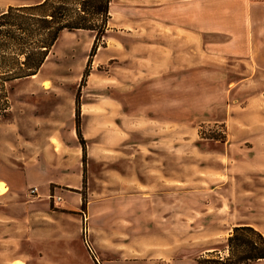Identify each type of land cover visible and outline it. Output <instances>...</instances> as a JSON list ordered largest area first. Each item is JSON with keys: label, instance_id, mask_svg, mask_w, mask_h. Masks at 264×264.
Segmentation results:
<instances>
[{"label": "rangeland", "instance_id": "374dc122", "mask_svg": "<svg viewBox=\"0 0 264 264\" xmlns=\"http://www.w3.org/2000/svg\"><path fill=\"white\" fill-rule=\"evenodd\" d=\"M35 1L0 0V14ZM247 1L237 0L238 10ZM184 8L180 0H113L115 26L94 56L92 33L63 32L35 78L7 85L0 264H199L214 251L225 256L227 238L252 211L264 235V209L241 206L253 180L246 193L244 179L236 187L231 177L253 156H228L230 140L264 139V75L241 89L206 88L197 102L188 81L151 78L142 58L148 12ZM124 20L130 30L116 28ZM242 55L228 71L233 83L252 72ZM153 139H172L171 162Z\"/></svg>", "mask_w": 264, "mask_h": 264}, {"label": "crops", "instance_id": "0c3cea01", "mask_svg": "<svg viewBox=\"0 0 264 264\" xmlns=\"http://www.w3.org/2000/svg\"><path fill=\"white\" fill-rule=\"evenodd\" d=\"M42 1L44 0H37L34 4ZM180 1L186 8L183 11L180 9L181 12L176 15L168 10L153 15L148 12L149 16L144 24L146 27L143 29L148 32V49L142 54V58L148 59L147 71L151 78L154 76L163 77L164 80H186L191 85L188 87L190 88L188 94L199 96L197 100L199 102L203 99L201 96L206 94V88L215 90V87L223 82L226 83L224 87L227 91L232 85L241 89L261 77L260 75H264V1H247L245 6V3H242L243 7L239 10L237 0ZM173 17L175 18L171 20ZM118 25L116 28L119 30H130L126 20L122 21L121 26ZM114 26L112 14L109 27ZM138 30L140 31L139 28ZM237 54L246 57L245 60L252 72L233 83L228 78V71L234 66V63H231L238 61L233 60L236 58L233 56ZM258 86L262 87L263 83ZM167 95L171 96V92H167ZM153 140L155 143L164 141V154L166 158L168 155L171 162L172 139ZM228 151L230 160L239 163L253 162L247 163L245 169L231 172L236 187L237 182H241L240 178L244 179L243 187L246 193L249 189L247 183L249 179L253 180L254 185L253 196L251 198L246 196L244 205H241L242 201L238 199L236 191L234 209H237L238 205L249 209V203L253 210L264 209V195L261 193L264 189V181H262L264 180V139H233L230 140ZM247 154L252 155V159H247V162L238 159L239 156L245 157ZM232 188L233 182L230 181V189ZM230 208H233L232 199H230ZM252 215L255 216V212L252 211L246 216L247 222L237 224L236 227L248 225L255 228L251 221ZM12 263L21 264L18 260H13Z\"/></svg>", "mask_w": 264, "mask_h": 264}, {"label": "trees", "instance_id": "16d2710c", "mask_svg": "<svg viewBox=\"0 0 264 264\" xmlns=\"http://www.w3.org/2000/svg\"><path fill=\"white\" fill-rule=\"evenodd\" d=\"M113 0H44L0 14V114L10 108L7 85L36 76L63 32H90L94 56L108 32ZM79 108V106L77 107ZM80 145L85 142L78 130ZM215 140H224L215 138ZM226 255L216 251L199 264H255L264 261V235L253 226H238L227 238ZM217 253V257L214 255Z\"/></svg>", "mask_w": 264, "mask_h": 264}, {"label": "bare ground", "instance_id": "6f19581e", "mask_svg": "<svg viewBox=\"0 0 264 264\" xmlns=\"http://www.w3.org/2000/svg\"><path fill=\"white\" fill-rule=\"evenodd\" d=\"M36 76H33L32 78H35ZM46 85V84H45ZM4 190L0 188V194H3Z\"/></svg>", "mask_w": 264, "mask_h": 264}, {"label": "built area", "instance_id": "2783aa9c", "mask_svg": "<svg viewBox=\"0 0 264 264\" xmlns=\"http://www.w3.org/2000/svg\"><path fill=\"white\" fill-rule=\"evenodd\" d=\"M36 191H32V193H35Z\"/></svg>", "mask_w": 264, "mask_h": 264}]
</instances>
